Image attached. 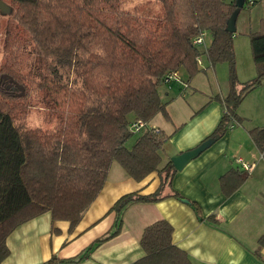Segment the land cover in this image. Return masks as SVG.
Wrapping results in <instances>:
<instances>
[{
    "label": "trees",
    "instance_id": "1",
    "mask_svg": "<svg viewBox=\"0 0 264 264\" xmlns=\"http://www.w3.org/2000/svg\"><path fill=\"white\" fill-rule=\"evenodd\" d=\"M156 1L162 15L153 24L119 12L117 0H11L13 19L24 27L36 60L44 63L45 72L38 77L47 116L44 128L24 126L20 113L27 109L25 93L20 95L14 84L22 86L23 79L15 72L16 58L10 57L5 68L9 87L0 84V264L9 256L7 237L46 212L52 222H68L71 232L100 193L113 162L135 181L156 173L158 189L148 195L121 196L109 210L116 216L109 232L72 258L52 256L42 264L87 259L94 248L121 232V214L129 205L182 199L171 190L176 173L171 162L159 168L168 136L146 128L157 114L169 119L157 89L170 73L184 70L190 80L201 71L197 66L201 56L209 66L226 63L228 93L215 97L224 112L205 140L219 139L232 124L244 121L237 115L238 107L264 82V13L258 31L248 34L256 76L246 82L237 79L234 33L226 28L239 5L240 13L256 0ZM200 32L211 37L204 50L192 43ZM135 121L145 125L138 134L129 130ZM247 133L264 160V127ZM246 177L230 170L221 178L223 193L229 195ZM188 204L201 219L199 206ZM210 222L216 223L213 218ZM172 233L165 220L146 227L139 242L144 256L133 264H191L173 244ZM261 249L264 234L254 251L258 259Z\"/></svg>",
    "mask_w": 264,
    "mask_h": 264
},
{
    "label": "crops",
    "instance_id": "2",
    "mask_svg": "<svg viewBox=\"0 0 264 264\" xmlns=\"http://www.w3.org/2000/svg\"><path fill=\"white\" fill-rule=\"evenodd\" d=\"M242 12L246 15L238 27ZM263 13L264 2L256 0L242 9L236 19L233 49L236 76L241 83L256 76L247 43L248 34L258 31ZM238 35L246 37L245 41L236 40ZM206 36L209 44L204 42L203 50L211 44L207 32ZM218 67L223 66L208 64L207 69L216 75ZM207 71L202 73L206 75ZM185 74L184 70L177 72L181 81L175 82L176 97L171 90L174 82L158 86V96L166 104L169 119L157 114L146 124V128L158 129L168 136L159 168L172 156L203 142L215 130L224 112L215 96L222 99L227 95L226 76L222 89L203 94L189 90L191 83ZM237 115L244 120L241 125L232 124L221 138L172 177L171 190L182 199L169 197L153 204L129 205L121 214V232L98 245L78 264H133L144 256L139 243L144 229L160 220L170 224L173 244L187 254L191 264H263L264 249L259 251L260 259L254 256V251L257 239L264 234V160L247 132L264 127L256 121L264 122V82L244 98ZM252 123L256 124L250 126ZM237 160L251 166L250 171H243ZM230 170L247 177L237 189L225 195L221 178ZM159 185L156 173L135 181L113 162L103 188L71 232L68 222H52L50 213L46 212L21 224L7 237L9 256L1 264H42L52 256L72 258L114 227L116 216L109 210L121 196L131 192L148 195ZM188 202L199 206L201 219ZM210 218L216 223L210 222Z\"/></svg>",
    "mask_w": 264,
    "mask_h": 264
},
{
    "label": "rangeland",
    "instance_id": "3",
    "mask_svg": "<svg viewBox=\"0 0 264 264\" xmlns=\"http://www.w3.org/2000/svg\"><path fill=\"white\" fill-rule=\"evenodd\" d=\"M119 12L128 13L135 19H139L141 22L153 23L155 24L158 18L162 15V6L156 0H117ZM226 3L228 2L225 0ZM264 2V0H262ZM8 8V13L4 14L0 12V84L1 88H8L9 83L7 78H2L6 75L5 68L11 63L10 57L16 58L15 72L18 78L23 79L22 86H24V93L26 110L20 113V118L24 126L28 129H38L46 124L43 122L44 118L47 116V109L43 103V92L39 87L40 79L39 74H44V63L37 57L35 58L34 45L29 40L25 34L24 27L16 22L12 15L15 6L11 3V0H2ZM249 8V7H248ZM10 16H8V14ZM246 15V12H242L239 17L238 27H240V21ZM239 30V29H238ZM237 30V31H238ZM244 38V39H243ZM246 37L238 35L236 40L240 42L245 41ZM209 44V37L205 38V45ZM248 49H250L249 37H248ZM203 50V46L199 47ZM251 52V51H250ZM200 61L197 66L200 70L207 71V59L205 56L199 57ZM203 61H202V60ZM201 62V63H200ZM222 64V65H221ZM223 67H218L216 69V75H213L212 71L209 69L205 75L201 71L194 75L190 79V91H202L203 94L209 92V90L218 91L222 89L224 85L222 82L228 81V65L226 63H217ZM34 66H36V71H33ZM222 68L223 72L219 69ZM256 70V69H255ZM187 75L185 74V77ZM224 79V80H223ZM218 82V83H217ZM228 83V82H227ZM176 83H172V93L176 97L177 89L175 88ZM257 89V88H256ZM188 90V92H190ZM14 93V92H13ZM202 94V95H203ZM216 97V96H215ZM253 97H250L251 99ZM259 125L264 126V122L257 120ZM252 123L250 126H252ZM49 127V126H48Z\"/></svg>",
    "mask_w": 264,
    "mask_h": 264
},
{
    "label": "water",
    "instance_id": "4",
    "mask_svg": "<svg viewBox=\"0 0 264 264\" xmlns=\"http://www.w3.org/2000/svg\"><path fill=\"white\" fill-rule=\"evenodd\" d=\"M241 5H239V7H241ZM239 7L236 9V11L234 12L233 16L228 20L227 22V28L226 30L230 33H235L236 28H235V24H236V19L237 16L239 14ZM8 6L6 4H4L2 1H0V12L7 14L8 11ZM7 77L6 75L2 76V78ZM9 81L10 82H14L13 79L11 77H9ZM15 86L20 90V95H23L24 93V88L20 85H18L17 83H14ZM216 140H218V137H214V138H210L207 139L203 142H201L198 146H196L195 148L182 152L180 154H177L175 156H172L170 158V162L172 164V166L174 167V169L176 171H180L182 170L190 161L196 159L201 153H203L206 149H208Z\"/></svg>",
    "mask_w": 264,
    "mask_h": 264
},
{
    "label": "built area",
    "instance_id": "5",
    "mask_svg": "<svg viewBox=\"0 0 264 264\" xmlns=\"http://www.w3.org/2000/svg\"><path fill=\"white\" fill-rule=\"evenodd\" d=\"M205 38V32H200L196 37L193 38V45L196 47H200L204 45ZM165 82H180V78L177 75V73H170L166 79ZM145 128L144 123L140 121L132 122L129 126V130L133 132L134 134H138L142 132V130ZM237 163L241 165L243 171H250L251 166H248L246 163H243L241 160H237Z\"/></svg>",
    "mask_w": 264,
    "mask_h": 264
}]
</instances>
